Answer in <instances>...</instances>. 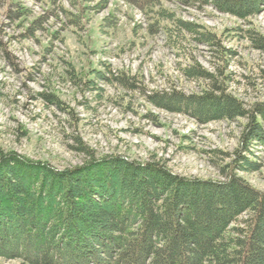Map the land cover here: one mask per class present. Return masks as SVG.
Segmentation results:
<instances>
[{"label": "rangeland", "instance_id": "obj_1", "mask_svg": "<svg viewBox=\"0 0 264 264\" xmlns=\"http://www.w3.org/2000/svg\"><path fill=\"white\" fill-rule=\"evenodd\" d=\"M161 7L173 17L158 23L157 8L123 0H0V154L57 172L93 155L160 162L185 180L227 182L235 173L264 194V149L242 142L245 117L200 122L150 99L209 90V81L186 73L199 67L245 110L264 103V49L249 38L250 30L264 37V6L246 20L192 0ZM177 20L213 34L221 57L175 30Z\"/></svg>", "mask_w": 264, "mask_h": 264}, {"label": "trees", "instance_id": "obj_2", "mask_svg": "<svg viewBox=\"0 0 264 264\" xmlns=\"http://www.w3.org/2000/svg\"><path fill=\"white\" fill-rule=\"evenodd\" d=\"M123 1L140 11L157 8L158 23L173 17L161 7L172 0ZM192 1L242 20L264 6V0ZM176 22L175 30L198 37L221 57L213 34ZM249 33L264 49V37ZM186 73L209 81V90H171L151 96L153 104L200 122L245 117L242 142L264 149V103L245 110L213 75L199 67ZM243 215L248 218L235 225ZM0 257L27 264H264V194L235 173L227 182L185 180L160 162L93 155L81 167L57 172L0 154Z\"/></svg>", "mask_w": 264, "mask_h": 264}]
</instances>
